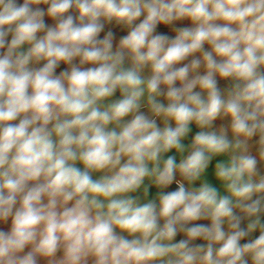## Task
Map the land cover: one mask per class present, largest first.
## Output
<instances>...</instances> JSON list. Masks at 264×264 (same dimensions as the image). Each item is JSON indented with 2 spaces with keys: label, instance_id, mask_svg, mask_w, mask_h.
<instances>
[{
  "label": "clouds",
  "instance_id": "1",
  "mask_svg": "<svg viewBox=\"0 0 264 264\" xmlns=\"http://www.w3.org/2000/svg\"><path fill=\"white\" fill-rule=\"evenodd\" d=\"M0 264H264V0H0Z\"/></svg>",
  "mask_w": 264,
  "mask_h": 264
},
{
  "label": "crops",
  "instance_id": "2",
  "mask_svg": "<svg viewBox=\"0 0 264 264\" xmlns=\"http://www.w3.org/2000/svg\"><path fill=\"white\" fill-rule=\"evenodd\" d=\"M21 2H22V0H21ZM163 30V29H162ZM63 67V66H62ZM58 71H59V69H58ZM222 83V85H223V82H221ZM117 95V97L119 96V93H117L116 94ZM197 129H195V127L193 126V134L195 133V131H196ZM96 175H99V174H96ZM173 187H175V185H173ZM153 193L156 191L154 188L151 190Z\"/></svg>",
  "mask_w": 264,
  "mask_h": 264
}]
</instances>
